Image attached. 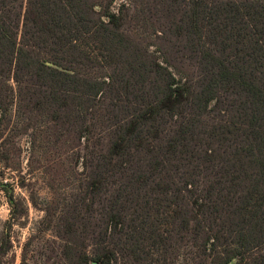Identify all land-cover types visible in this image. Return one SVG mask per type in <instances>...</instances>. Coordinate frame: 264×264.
Here are the masks:
<instances>
[{
    "label": "trees",
    "instance_id": "obj_1",
    "mask_svg": "<svg viewBox=\"0 0 264 264\" xmlns=\"http://www.w3.org/2000/svg\"><path fill=\"white\" fill-rule=\"evenodd\" d=\"M133 4L158 10L177 62L125 31ZM12 104L22 132L43 120L82 146L40 221L65 264H172L183 238L197 264H264V0H0V125Z\"/></svg>",
    "mask_w": 264,
    "mask_h": 264
},
{
    "label": "rangeland",
    "instance_id": "obj_2",
    "mask_svg": "<svg viewBox=\"0 0 264 264\" xmlns=\"http://www.w3.org/2000/svg\"><path fill=\"white\" fill-rule=\"evenodd\" d=\"M129 1L125 0L127 3ZM138 8L139 5L136 4L129 8L125 16V31L142 42L156 45L157 50L161 49L158 54L160 57L167 55L171 62H177L179 52L173 48L171 40H166V34L159 31V28L163 27V19H158V10L152 6L149 12H140ZM154 47L150 46V49L153 50ZM181 62L184 66L189 65V59L184 58ZM8 83L15 89L12 80ZM17 113L12 104L5 123L0 125V151L8 152L9 155L7 162L5 159L0 160V183H10L14 196L23 203L25 214L19 219H11L5 192L0 188V236L6 222L11 221L8 232L11 248L4 262L22 264V255L25 253L27 264H65L58 254L60 239L51 229L40 230V221L44 216L43 207L47 203L56 201L58 211L78 184V179L83 175V167L81 159L77 160L75 153L79 151L77 148L82 146L72 149L69 141L63 140V137L54 139L51 129L48 128L52 125L43 120L33 127V131L30 130L32 132L29 131L30 128L22 132V119ZM97 131L100 132L99 129ZM4 137L8 138V141L2 145ZM103 145V142L99 144ZM170 219L169 216L168 221ZM174 248L172 264H197L191 256L195 249L185 238L181 244L180 240H177ZM119 264L129 263L120 258Z\"/></svg>",
    "mask_w": 264,
    "mask_h": 264
},
{
    "label": "water",
    "instance_id": "obj_3",
    "mask_svg": "<svg viewBox=\"0 0 264 264\" xmlns=\"http://www.w3.org/2000/svg\"><path fill=\"white\" fill-rule=\"evenodd\" d=\"M227 264H231V263H227Z\"/></svg>",
    "mask_w": 264,
    "mask_h": 264
}]
</instances>
